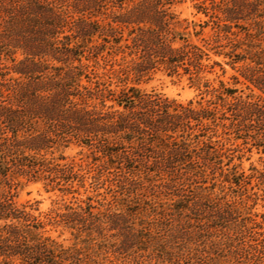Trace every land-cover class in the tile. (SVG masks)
Here are the masks:
<instances>
[{"label":"trees","instance_id":"obj_1","mask_svg":"<svg viewBox=\"0 0 264 264\" xmlns=\"http://www.w3.org/2000/svg\"><path fill=\"white\" fill-rule=\"evenodd\" d=\"M177 1L0 0V256L5 264L13 259L21 264L95 263L84 247L63 246L43 235V222L14 200L19 177L42 180L63 193L77 191L73 182L82 185L85 175L73 162H62L60 152L72 141L91 151L87 173L93 171L94 180L111 174L109 180L123 194L137 190L141 175L148 179L166 174L168 181L155 186L167 189L169 182L180 185L185 179L205 178L206 168L220 169L225 152L222 140H211L214 134L264 150V48L257 40L264 39V0H211V11L201 3L199 8L213 22L212 36L202 37L201 43L177 29L171 8ZM206 24H199L194 34ZM210 52L228 57L233 68L241 63L236 70L249 93L243 96L242 89L221 81L209 88L204 81V93L211 98L195 105L191 99L181 103L137 85L157 70L187 74L198 85L206 67L219 64L203 62ZM99 60L107 81L95 70ZM113 77L118 88L110 86ZM185 196L180 198L184 204L177 206H191V217L202 226L194 239H210L211 228L236 223L233 204L217 197ZM129 205L123 210L109 202L103 210H94L88 197L84 204H66L64 211L51 209L47 218L85 233L90 241L93 232L104 236L106 226L117 229L124 240H136V233L152 236L154 223L135 228L136 208ZM175 211L181 217V210ZM157 212L155 218L161 215ZM172 221V241L182 237L180 232L188 234L186 222ZM161 230L154 233L166 240ZM208 248L206 243L186 247L184 263L209 264ZM252 249L264 257V244L248 243L245 249H234L236 263L244 264L242 251L249 254ZM175 264L183 263L177 259Z\"/></svg>","mask_w":264,"mask_h":264},{"label":"rangeland","instance_id":"obj_2","mask_svg":"<svg viewBox=\"0 0 264 264\" xmlns=\"http://www.w3.org/2000/svg\"><path fill=\"white\" fill-rule=\"evenodd\" d=\"M211 2V0H179L171 7L179 21L177 29L188 32L191 41L201 43L202 37L210 38L212 36L211 26L213 22L209 15H206L199 8V5L203 3L211 11L209 8ZM205 22L207 24L202 27L201 33L195 35L194 31L200 29L199 24ZM233 29L236 30L237 28L233 27ZM257 40L260 46L264 48L262 36L257 37ZM242 47L246 48V45L243 44ZM209 56V59H203L204 63L210 65L213 61H217L219 64L206 67L207 70L201 74L202 77L198 85L194 83V80L189 79L187 74L168 75L162 70L151 72L141 79L137 85L145 91L152 89L159 91L181 103H187L191 99L195 105L198 101L205 105L206 100L211 98L209 93H204V81L208 82L209 88L217 87L221 81L226 86H236L238 89H242L243 96L250 92V89L245 88V84L242 82L244 81L243 77L236 70V67L241 64L240 62L236 63L233 68L228 63V57L212 52ZM16 57H20V55L16 54ZM83 61L85 62L86 59H83ZM6 63L11 65L12 62L6 60ZM250 64H253V62H250ZM101 65L102 60H99V67L95 70L101 80L107 81V75L103 74L106 69L102 68ZM108 67L106 65V68ZM9 75L16 76L17 74L10 72ZM233 76H237L241 82H235ZM82 82L86 83V80L83 79ZM117 83L116 78H111V87L118 88ZM252 92L259 94V91L255 88ZM237 93H241L240 90ZM220 130L218 129L217 133ZM224 136L214 134L211 137L212 141L218 138L222 140V150L225 154L222 157V167L214 170L206 168L205 178L185 179L183 182L180 181V185L169 182L168 187L170 188L164 189L155 185L168 181L166 174L161 175L159 178L151 175L148 179L140 174L142 178L135 184L137 190L127 194L117 191L115 183L109 180L112 177L111 174H103L94 180L91 175L95 173L93 171L87 173L86 167L87 162H90L92 158L90 149L72 141L67 146L62 147L60 152L65 157L61 160L62 162H73L75 169L85 175L82 185L76 181L73 182V188L77 191L63 193L57 188H51L42 180L27 181L24 177H19L14 200L18 207L24 208L43 222V227L39 229L43 235L50 236L63 246L84 247L95 260L94 264H175L177 259L185 264L183 256L185 248H192L203 243H206L209 247L208 252L205 253L209 257V264H237L234 258L237 254L233 252L234 249L241 250V247L245 249L248 243L251 245L257 244V247L264 244V150L250 144V142L243 143L240 138L234 139L231 137L226 140ZM228 158L231 159L226 164ZM232 166H234V169H232ZM179 186H182L183 189L179 190ZM175 187H177L176 190ZM136 192L139 193L137 198L134 195ZM185 195H197L194 198L201 195L202 197H217L223 202L233 204L232 206L235 209L233 215L237 217L236 223L228 221L229 223H226L228 225L225 227L216 226L211 228L213 236L210 239L202 240V242L194 239L196 238L195 234L198 235L200 232L201 228L199 227L202 226L197 224L196 218L191 217L193 215L192 210L188 209L191 206H188V208L177 206L184 204L182 202L184 199L181 200L180 198L186 197ZM88 197L92 205L95 206L94 210H103L109 202L115 207H122L123 210L126 209L127 204H130V207L136 208L135 228L140 229L142 225L154 223L150 232L152 236H143L142 233L137 236L138 233H136V240L132 236H128V240H124L117 229H107L106 226L103 229L104 236L93 232V239L90 241L85 239L87 238L85 233L78 234L75 230L63 224H54L48 221L47 212L51 209L64 211L66 204L75 206L79 201L84 204ZM136 199L138 204L134 203ZM190 205L192 204L190 203ZM175 210H181V217L176 215ZM157 211L161 213V218H155L157 217ZM171 219L174 222L176 219L186 222L189 229L188 234H184L186 233L184 231L183 233L180 232L182 237L172 241L171 235L176 233L172 229L174 224H170ZM159 228L168 235L165 237L166 240H164V237L158 238V233H154ZM238 229L243 231L242 233L237 232V235L235 233ZM220 233V236H216ZM224 235L233 237V239L228 240ZM241 235L243 236L241 237ZM139 239L143 242H140ZM239 240L244 244H240ZM122 241H126V243L123 244ZM221 241L224 243H221ZM245 252L242 251L241 254L245 260L244 264H264V257L256 256V251L253 249L250 250L249 254ZM0 264H5L2 256H0ZM8 264L21 263L18 259H13Z\"/></svg>","mask_w":264,"mask_h":264}]
</instances>
